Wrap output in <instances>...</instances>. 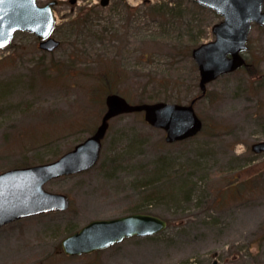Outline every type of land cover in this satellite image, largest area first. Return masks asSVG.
I'll return each mask as SVG.
<instances>
[{"label":"rangeland","instance_id":"obj_1","mask_svg":"<svg viewBox=\"0 0 264 264\" xmlns=\"http://www.w3.org/2000/svg\"><path fill=\"white\" fill-rule=\"evenodd\" d=\"M57 1L58 47L16 31L0 48V172L50 162L82 141L108 93L132 104L195 98L203 128L167 143L142 112L111 118L92 168L44 184L68 196L67 209L0 227V264H264V153L250 149L264 140V26L250 30L246 66L198 97L191 49L213 38V10L192 0ZM137 208L166 228L88 254L62 251L61 239L88 221Z\"/></svg>","mask_w":264,"mask_h":264},{"label":"water","instance_id":"obj_2","mask_svg":"<svg viewBox=\"0 0 264 264\" xmlns=\"http://www.w3.org/2000/svg\"><path fill=\"white\" fill-rule=\"evenodd\" d=\"M213 10L221 19L211 26L213 38L191 49L197 66L198 88L205 94L209 82L245 65L248 36L253 24L264 26V0H193ZM50 0L39 5L36 0H0V48L6 46L15 31L32 33L38 47L52 51L59 40L52 36L55 24ZM105 2H102L104 4ZM188 103L153 101L129 103L117 93L104 97L105 111L91 134L56 159L35 165L14 167L0 172V227L21 218L53 211H64L67 195L44 188L50 179L86 171L98 161L102 139L109 120L122 113L142 112L147 124L164 132L167 143L182 141L198 134L202 119ZM253 153H264V140L250 145ZM167 226L165 219L142 212L88 221L61 239L66 255H82L105 249L125 238L154 235Z\"/></svg>","mask_w":264,"mask_h":264},{"label":"trees","instance_id":"obj_3","mask_svg":"<svg viewBox=\"0 0 264 264\" xmlns=\"http://www.w3.org/2000/svg\"><path fill=\"white\" fill-rule=\"evenodd\" d=\"M203 96H204V95H203ZM156 164L163 166L164 164L166 165V162H165V160H163V158H162V159L158 160V161L156 162ZM165 165H164V166H165ZM164 166H163V167H164ZM161 168H162V167H161ZM185 180H186V179H185ZM236 181H237V180H236ZM181 184H185V183L181 182ZM242 186H243V185H242ZM230 187H231L235 192H237V193L240 192L239 183H238V184H236V183H231V184H229V188H230ZM178 193L186 194V191H185V185H184L183 187H180L179 190H178L176 193L173 191L171 197H174V196H175L176 194H178ZM134 212H145V213H148L146 210H144V209H140V208H137L136 210H134Z\"/></svg>","mask_w":264,"mask_h":264},{"label":"flooded vegetation","instance_id":"obj_4","mask_svg":"<svg viewBox=\"0 0 264 264\" xmlns=\"http://www.w3.org/2000/svg\"><path fill=\"white\" fill-rule=\"evenodd\" d=\"M65 1H66V3H67L68 5H70L71 8H73L74 5H75L76 2H77V0H65ZM86 1H88V0H86ZM57 2H58V1H57ZM57 2H56V4H57ZM102 2H105V3L102 4ZM112 2H113V0H93V3L98 4L97 6H100V7H108V6L111 5ZM56 4H55V5H56ZM90 4H92V2H91ZM90 4H89V5H90ZM84 8H85V7H82V9H84ZM213 264H216V261L213 262Z\"/></svg>","mask_w":264,"mask_h":264}]
</instances>
